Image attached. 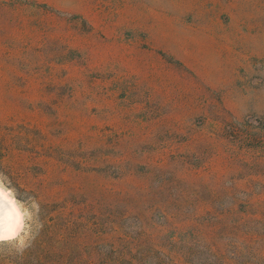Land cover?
Segmentation results:
<instances>
[{
  "label": "rangeland",
  "instance_id": "374dc122",
  "mask_svg": "<svg viewBox=\"0 0 264 264\" xmlns=\"http://www.w3.org/2000/svg\"><path fill=\"white\" fill-rule=\"evenodd\" d=\"M1 145L0 264H264V0H0Z\"/></svg>",
  "mask_w": 264,
  "mask_h": 264
},
{
  "label": "trees",
  "instance_id": "16d2710c",
  "mask_svg": "<svg viewBox=\"0 0 264 264\" xmlns=\"http://www.w3.org/2000/svg\"><path fill=\"white\" fill-rule=\"evenodd\" d=\"M11 143H14V139L11 140ZM3 145L0 146L1 149H5V147H2ZM7 187H9L10 189H12L13 191L18 188L16 184L11 185V183H6ZM71 192L66 193L67 195H70ZM16 199L18 201H23V199H21L20 197H18L17 195H15ZM63 208H61L60 210L56 211V213H54L53 215H50L51 217H46V209H42L41 212L39 213L40 215V229L38 230V233L36 235L35 241H40L42 239H49V235L53 234L56 230V227L58 226L59 223H61L63 226V228H65L68 224H69V220L70 218L73 216L72 211L71 210H66L64 211ZM48 212V210H47ZM69 218V220L67 219ZM63 221V223H62ZM39 222V221H38ZM50 228V229H49Z\"/></svg>",
  "mask_w": 264,
  "mask_h": 264
},
{
  "label": "bare ground",
  "instance_id": "6f19581e",
  "mask_svg": "<svg viewBox=\"0 0 264 264\" xmlns=\"http://www.w3.org/2000/svg\"><path fill=\"white\" fill-rule=\"evenodd\" d=\"M0 192H2V199H0V233H8L14 231L16 224L19 222L20 214H15L16 205H14L12 198L1 189Z\"/></svg>",
  "mask_w": 264,
  "mask_h": 264
},
{
  "label": "water",
  "instance_id": "95a60500",
  "mask_svg": "<svg viewBox=\"0 0 264 264\" xmlns=\"http://www.w3.org/2000/svg\"><path fill=\"white\" fill-rule=\"evenodd\" d=\"M15 210H16V208H15ZM15 214L19 215L17 210L15 211ZM18 226H19V222L16 224L14 231L8 232V233H0V241L11 239V238L15 237L16 230H17Z\"/></svg>",
  "mask_w": 264,
  "mask_h": 264
},
{
  "label": "snow or ice",
  "instance_id": "6c2138e0",
  "mask_svg": "<svg viewBox=\"0 0 264 264\" xmlns=\"http://www.w3.org/2000/svg\"><path fill=\"white\" fill-rule=\"evenodd\" d=\"M0 199H2V192H0Z\"/></svg>",
  "mask_w": 264,
  "mask_h": 264
}]
</instances>
